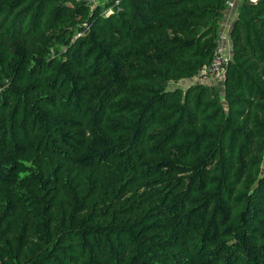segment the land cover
Here are the masks:
<instances>
[{"label":"trees","instance_id":"obj_1","mask_svg":"<svg viewBox=\"0 0 264 264\" xmlns=\"http://www.w3.org/2000/svg\"><path fill=\"white\" fill-rule=\"evenodd\" d=\"M236 12L219 86L189 80L223 0H0V191L30 208L0 204V264H264V0Z\"/></svg>","mask_w":264,"mask_h":264},{"label":"built area","instance_id":"obj_2","mask_svg":"<svg viewBox=\"0 0 264 264\" xmlns=\"http://www.w3.org/2000/svg\"><path fill=\"white\" fill-rule=\"evenodd\" d=\"M241 0H223L224 11L234 12ZM227 30H219L216 35L215 45L208 63L200 66L189 81L210 84L211 81H221L225 68L230 60V39Z\"/></svg>","mask_w":264,"mask_h":264},{"label":"rangeland","instance_id":"obj_3","mask_svg":"<svg viewBox=\"0 0 264 264\" xmlns=\"http://www.w3.org/2000/svg\"><path fill=\"white\" fill-rule=\"evenodd\" d=\"M216 83L218 84L219 81H216ZM174 85H182V83H174ZM219 85V84H218ZM28 164V163H25ZM67 164H64V171H63V178H62V182H61V186L63 188L67 187L68 185L70 186H74V188L76 187V181L80 178H84V182L82 183V188H83V192L88 189L91 186V191L93 192L94 190V183H93V177L91 174H87L86 171H82L79 169H72L66 166ZM26 172L25 168L22 167V169H20L18 171V175H22ZM19 178V177H18ZM20 179H25V178H19ZM22 185H26L25 181L21 182V181H12L11 183L7 184V186H5L0 192V204H2V206H9L8 209H13V208H17L19 211L22 210V212L26 213L28 215V211H29V207H28V203L25 202L24 200L21 199L20 195L17 193L18 188H20V186ZM30 188H33V184H30ZM54 212H56L58 214L57 210H54Z\"/></svg>","mask_w":264,"mask_h":264},{"label":"crops","instance_id":"obj_4","mask_svg":"<svg viewBox=\"0 0 264 264\" xmlns=\"http://www.w3.org/2000/svg\"><path fill=\"white\" fill-rule=\"evenodd\" d=\"M240 3V2H239ZM239 5V4H238ZM238 8V7H237ZM237 9L234 12H230V11H224V15L222 17V19L219 21V30H227V28H229V26H232V23L236 17L237 14ZM221 81H219V86H220ZM210 84H217L216 81H211Z\"/></svg>","mask_w":264,"mask_h":264}]
</instances>
